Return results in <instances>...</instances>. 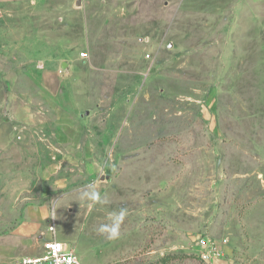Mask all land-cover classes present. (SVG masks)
Returning a JSON list of instances; mask_svg holds the SVG:
<instances>
[{"label": "rangeland", "instance_id": "1", "mask_svg": "<svg viewBox=\"0 0 264 264\" xmlns=\"http://www.w3.org/2000/svg\"><path fill=\"white\" fill-rule=\"evenodd\" d=\"M51 220L80 264H264V0H0V264Z\"/></svg>", "mask_w": 264, "mask_h": 264}, {"label": "built area", "instance_id": "2", "mask_svg": "<svg viewBox=\"0 0 264 264\" xmlns=\"http://www.w3.org/2000/svg\"><path fill=\"white\" fill-rule=\"evenodd\" d=\"M48 230L52 234L50 238L44 239L42 250L36 255H25L18 264H80L77 253L66 242L56 237V226L51 220ZM203 247L207 249L209 246L206 239L201 240ZM204 257L209 256L208 253L203 254Z\"/></svg>", "mask_w": 264, "mask_h": 264}, {"label": "clouds", "instance_id": "3", "mask_svg": "<svg viewBox=\"0 0 264 264\" xmlns=\"http://www.w3.org/2000/svg\"><path fill=\"white\" fill-rule=\"evenodd\" d=\"M80 200L88 202L89 206L104 205L107 203L106 199L101 196V194L95 189L92 184H89L85 187L80 193ZM126 209L121 208L118 213H112L109 217L111 223L101 224L98 231L101 234H106L109 240L118 239L120 236V227L125 219ZM69 264H72V261H69Z\"/></svg>", "mask_w": 264, "mask_h": 264}, {"label": "crops", "instance_id": "4", "mask_svg": "<svg viewBox=\"0 0 264 264\" xmlns=\"http://www.w3.org/2000/svg\"><path fill=\"white\" fill-rule=\"evenodd\" d=\"M214 6H215V8L219 7V5H214ZM43 213H44V211L41 209H39L38 212L35 213V215L30 213L28 215V218L26 219V221L23 222L22 224H20L15 229V232H17L20 236H22L26 240L30 239L33 235L38 233L40 223L43 221ZM41 234L45 235V232L41 231L40 235ZM48 236L51 237L52 235L48 233ZM47 238H45V239H47ZM40 247H41V249H39V251H37V252H40L42 250V245Z\"/></svg>", "mask_w": 264, "mask_h": 264}]
</instances>
